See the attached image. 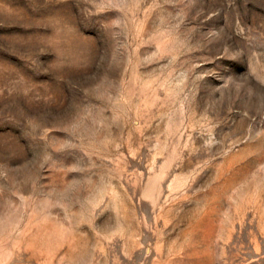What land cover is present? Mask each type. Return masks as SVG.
I'll use <instances>...</instances> for the list:
<instances>
[{"label": "rangeland", "instance_id": "obj_1", "mask_svg": "<svg viewBox=\"0 0 264 264\" xmlns=\"http://www.w3.org/2000/svg\"><path fill=\"white\" fill-rule=\"evenodd\" d=\"M0 264H264V0H0Z\"/></svg>", "mask_w": 264, "mask_h": 264}]
</instances>
